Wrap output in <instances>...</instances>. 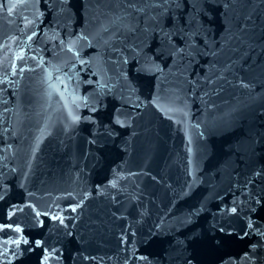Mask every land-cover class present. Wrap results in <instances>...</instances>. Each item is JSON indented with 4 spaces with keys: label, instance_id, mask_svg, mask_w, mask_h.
<instances>
[{
    "label": "water",
    "instance_id": "obj_1",
    "mask_svg": "<svg viewBox=\"0 0 264 264\" xmlns=\"http://www.w3.org/2000/svg\"><path fill=\"white\" fill-rule=\"evenodd\" d=\"M0 264H264V0H0Z\"/></svg>",
    "mask_w": 264,
    "mask_h": 264
}]
</instances>
